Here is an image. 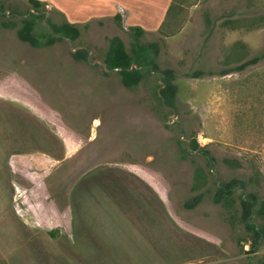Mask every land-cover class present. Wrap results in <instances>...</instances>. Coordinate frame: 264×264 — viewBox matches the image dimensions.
I'll return each instance as SVG.
<instances>
[{
  "label": "rangeland",
  "instance_id": "obj_1",
  "mask_svg": "<svg viewBox=\"0 0 264 264\" xmlns=\"http://www.w3.org/2000/svg\"><path fill=\"white\" fill-rule=\"evenodd\" d=\"M51 6L53 22L63 19L57 10L72 22ZM27 10V0H0V94L24 104L0 105V114L10 120L11 151H26L12 157L17 181L42 197L25 204L27 221L41 226L27 235L34 263L264 264V241L251 251L240 220L242 190L233 206L212 201L215 184L240 174L264 200V60L215 74L264 50V0H178L159 28L145 30L142 41L158 43L159 68L175 71L171 112L153 95L159 74L128 90L95 61L112 36L130 46L120 19L34 48L2 27ZM154 14L151 26L160 22ZM77 46L85 61L73 57ZM197 68L214 73L192 77ZM191 138L205 151L183 157L179 142ZM228 158L241 167H226Z\"/></svg>",
  "mask_w": 264,
  "mask_h": 264
},
{
  "label": "trees",
  "instance_id": "obj_2",
  "mask_svg": "<svg viewBox=\"0 0 264 264\" xmlns=\"http://www.w3.org/2000/svg\"><path fill=\"white\" fill-rule=\"evenodd\" d=\"M27 2L28 10L26 13L21 14L18 23L7 20L2 23V27H13L17 38L34 48L50 47L62 38L75 41L81 35V27L87 28L88 26L89 22L78 24L68 21L60 11L58 13L62 15L63 19L59 23L53 22L46 15L47 2L41 0H27ZM177 2L178 0H171L166 14L174 11ZM31 9L34 11H31ZM115 18H119V16L116 15ZM144 32L145 29L139 25L130 26L129 34L131 40L129 47H126L120 36H112L108 40L107 49L101 59L110 70H115L120 83L128 90H136L140 86L150 84L152 76L159 74V81L161 80L164 86L160 88V95L157 91L153 92V95L160 108L171 112L176 108L178 92V86L175 82V71L170 67L159 68L157 61L159 53L158 43L156 41L143 42L141 38ZM87 54L88 51L85 48H78L72 53L77 61H85ZM262 60H264V50L234 68L222 69L215 74L225 75L231 69L241 70L246 65L256 64ZM212 73L214 72L211 70L197 68L190 75L192 77H202L205 74ZM104 74L108 73L104 71ZM179 148L183 157H194L195 155L203 154V151H205V148L198 144L196 138H191L186 143L184 141L179 142ZM206 153L208 154V152ZM207 161L212 163L216 160L213 156L208 155ZM224 163L226 167L234 171L241 167V163L235 158L225 159ZM235 188L242 190L237 202L240 210V220L248 236L247 241H249L250 250L256 251L261 242L264 241V200L260 196L254 178L240 174L228 181H221L215 184L212 201L227 207L233 206L236 201L233 196ZM202 195L198 194L191 201L186 202V206L192 207L195 205V203L200 201Z\"/></svg>",
  "mask_w": 264,
  "mask_h": 264
},
{
  "label": "crops",
  "instance_id": "obj_3",
  "mask_svg": "<svg viewBox=\"0 0 264 264\" xmlns=\"http://www.w3.org/2000/svg\"><path fill=\"white\" fill-rule=\"evenodd\" d=\"M49 1L57 7L56 9L65 10L69 17L71 14L73 17L70 19L74 23L84 24L94 20L111 19L118 15V19L124 27L139 25L148 31L159 28L171 3V0ZM51 3H48L47 7L53 9ZM119 8L123 12L122 15L118 12ZM155 12H160V22L151 26L150 24H154L152 23L154 18L158 17L155 16ZM0 105L24 106L23 102L2 94H0ZM17 134L16 132L13 138ZM10 138V120L0 114V264H31V262L35 264L31 259L32 248L29 245L27 235L39 233L41 226L37 221H35L36 224L27 221L25 204L27 202L41 203L42 197L41 195L29 197L22 189L24 185L17 181L15 170H19V167L12 162V157L17 154H24L26 151L22 149L11 151ZM36 150H38L36 152L49 154L42 149ZM50 154L49 156L54 157ZM51 157L50 159H52Z\"/></svg>",
  "mask_w": 264,
  "mask_h": 264
},
{
  "label": "water",
  "instance_id": "obj_4",
  "mask_svg": "<svg viewBox=\"0 0 264 264\" xmlns=\"http://www.w3.org/2000/svg\"><path fill=\"white\" fill-rule=\"evenodd\" d=\"M31 11H34V10L31 9ZM46 15H47V14H46ZM82 47H83V46H77L75 49H77V48H82ZM95 61L99 62V64L102 65L104 71H109V70H110L102 60H100V59H96ZM134 66H135V65H134ZM116 69H117V68H116ZM160 83H161V86L157 89V92H158L159 95H160V92H159V91H160V88L164 86V84H163L162 81H160ZM181 139H183V136H181Z\"/></svg>",
  "mask_w": 264,
  "mask_h": 264
}]
</instances>
